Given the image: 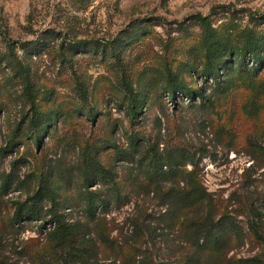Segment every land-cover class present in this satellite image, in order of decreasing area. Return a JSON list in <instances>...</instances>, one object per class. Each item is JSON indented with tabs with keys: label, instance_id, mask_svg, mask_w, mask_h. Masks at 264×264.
Returning a JSON list of instances; mask_svg holds the SVG:
<instances>
[{
	"label": "rangeland",
	"instance_id": "374dc122",
	"mask_svg": "<svg viewBox=\"0 0 264 264\" xmlns=\"http://www.w3.org/2000/svg\"><path fill=\"white\" fill-rule=\"evenodd\" d=\"M197 14L208 16L233 44L245 29L264 32V0H0V179L12 180L0 194V257L29 264L32 241L45 240L39 222L18 227L12 221L16 206L37 190L42 175L58 191L60 213L87 223L82 169L93 155L109 175L91 190L107 193L112 179L121 199L111 201L101 223L111 231L110 246H98V256L85 264L185 263L195 245L185 239L176 209L154 193L177 192L184 184L167 179L152 184L146 178L140 155L149 145L179 149L192 158L210 195L208 207L217 220L234 221L239 231L220 258L206 256L198 264H245L253 258L264 264V156L258 151L264 146V69L235 70L236 78L229 77L223 88L193 80L202 62L201 30L190 20ZM4 35L31 64L39 108L58 117L40 148L27 136L28 107L19 79L5 66ZM81 40L118 44L123 66L107 53H72L68 47ZM32 41L40 42L38 55L21 48ZM66 54L72 68L64 63ZM167 66L192 86H204L212 105L182 96L171 103L164 92ZM122 72L147 101L133 125ZM75 75L84 84L87 104L78 98ZM248 75L254 87L244 82ZM16 134L15 148L6 153ZM134 137L147 145L124 155ZM87 227L97 237V225Z\"/></svg>",
	"mask_w": 264,
	"mask_h": 264
},
{
	"label": "trees",
	"instance_id": "16d2710c",
	"mask_svg": "<svg viewBox=\"0 0 264 264\" xmlns=\"http://www.w3.org/2000/svg\"><path fill=\"white\" fill-rule=\"evenodd\" d=\"M190 20L195 21L201 30L202 62L199 72L193 73V80L199 78L205 84L211 81L215 86L223 88V84L229 77L236 78L233 72L235 70L239 72L243 70L248 74L251 71L258 73L264 69V32L258 33L252 29H245L240 35V41L233 44L229 38L220 33L219 28L214 26L208 16L197 14ZM3 40L7 44L5 66L15 78L19 79L22 96L28 107L24 116L27 121V136L35 147L40 148L50 129L57 124L58 117L41 111L30 74V62L28 64L19 57L14 42L7 39L5 35ZM61 47L63 48V45ZM21 48L30 52V56L38 55L41 51L38 41L24 43ZM68 49L72 53H83L84 50L100 55L107 53L117 64L122 63L120 47L116 43L103 45L94 40H81L72 43ZM63 60L69 68H72L73 59L70 56L66 54ZM75 76V90L78 98L83 104H87L88 97L84 84L77 75ZM164 81V92L171 103L175 104L179 96L190 101L196 98L202 99L204 104L210 106L213 103L211 96H206L204 86H192L181 79L170 66L164 69ZM244 82H248L249 88L256 84L250 75ZM120 86L126 96V113L133 125L140 119L147 101L139 97L125 72L121 74ZM16 138L17 134L8 141L4 150L6 153L15 148ZM129 139V149L124 151V155H136L142 147L147 145L138 137ZM147 146V150L140 155L143 158L141 164L146 168V178L152 184L165 179L172 180L175 184H184V187L177 192L172 189H168L167 192L162 189L154 191L157 195L162 194L167 198L164 206L169 205L176 209L177 221L181 225L185 239L195 245L196 253L189 255L183 264H198L206 256L220 258L221 252L228 249L233 236L237 238L236 234L239 231L235 228L234 221L224 220L223 217L217 220L211 207H208L211 201L210 195L201 184L197 163L182 150L161 151L159 147ZM258 151L264 156V146L261 145ZM189 165L192 166L191 170L188 169ZM107 175H109L107 168L101 165L93 155L87 158L82 169L84 216L87 223L97 225L99 230L97 237L90 232L87 223L69 220L60 213L57 207V189L47 176H41L37 190L26 201L16 206L12 217L13 226L22 227L26 222H39L42 231H45L44 241L40 239L32 241L35 245L29 251V264H85L98 256L100 246L104 248L110 246L107 233L111 231L107 232V228L101 223L103 224V221L107 219L111 201L121 199V191L112 179L110 181L113 184L108 186L110 189L107 193L100 189L91 190L99 179ZM11 182L10 177L0 179V194L10 189ZM259 262L258 258H253L246 260L245 264H260ZM0 264H11V262L7 257L2 256Z\"/></svg>",
	"mask_w": 264,
	"mask_h": 264
}]
</instances>
